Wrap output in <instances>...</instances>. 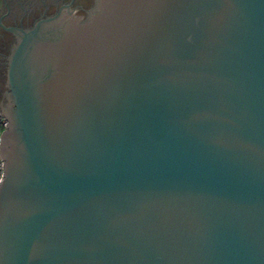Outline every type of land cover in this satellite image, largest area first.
Segmentation results:
<instances>
[{"label": "water", "instance_id": "obj_1", "mask_svg": "<svg viewBox=\"0 0 264 264\" xmlns=\"http://www.w3.org/2000/svg\"><path fill=\"white\" fill-rule=\"evenodd\" d=\"M15 1L0 264H264V0Z\"/></svg>", "mask_w": 264, "mask_h": 264}, {"label": "flooded vegetation", "instance_id": "obj_2", "mask_svg": "<svg viewBox=\"0 0 264 264\" xmlns=\"http://www.w3.org/2000/svg\"><path fill=\"white\" fill-rule=\"evenodd\" d=\"M90 1L91 0H16L15 4L18 12L23 11V4L26 3L28 6H30L27 8L28 12H30L28 14V18L35 19L34 17L40 13H42L43 16H55L59 13L61 6L65 4H70L71 7L75 8L78 14H81V8L87 7L90 4ZM11 14L15 15V13L13 12ZM18 18H15L14 20L18 21ZM9 35L10 34L8 33H3V35H0V39L2 41L0 43V48H2V50L4 51H6L7 49L6 43L8 38L6 37H8ZM3 60L4 61L0 62V113L6 122V128H8L10 124L9 108H12L13 104L11 90L8 85L7 74L5 72L6 61L5 59ZM6 128L4 129V131L6 130Z\"/></svg>", "mask_w": 264, "mask_h": 264}, {"label": "built area", "instance_id": "obj_3", "mask_svg": "<svg viewBox=\"0 0 264 264\" xmlns=\"http://www.w3.org/2000/svg\"><path fill=\"white\" fill-rule=\"evenodd\" d=\"M6 122L4 120V118L2 117V115L0 114V135L1 133L4 131V129L6 128ZM0 178H3V162L0 158Z\"/></svg>", "mask_w": 264, "mask_h": 264}]
</instances>
